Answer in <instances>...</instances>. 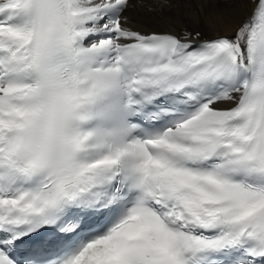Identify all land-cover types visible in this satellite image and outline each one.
I'll return each instance as SVG.
<instances>
[{
  "label": "snow or ice",
  "instance_id": "obj_1",
  "mask_svg": "<svg viewBox=\"0 0 264 264\" xmlns=\"http://www.w3.org/2000/svg\"><path fill=\"white\" fill-rule=\"evenodd\" d=\"M189 2L0 0V264H264V0Z\"/></svg>",
  "mask_w": 264,
  "mask_h": 264
},
{
  "label": "bare ground",
  "instance_id": "obj_2",
  "mask_svg": "<svg viewBox=\"0 0 264 264\" xmlns=\"http://www.w3.org/2000/svg\"><path fill=\"white\" fill-rule=\"evenodd\" d=\"M214 0H190L186 6L173 9L171 13H150L144 10L133 12V26L142 31L152 29L167 31L186 26L190 29L202 31L211 36L223 34L231 30L234 20L228 13H222L213 6ZM224 5H221L223 8Z\"/></svg>",
  "mask_w": 264,
  "mask_h": 264
}]
</instances>
